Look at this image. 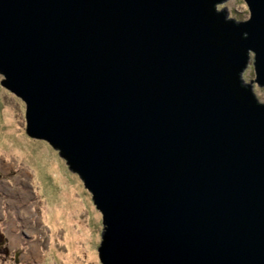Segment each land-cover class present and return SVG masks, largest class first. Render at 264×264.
I'll return each mask as SVG.
<instances>
[{"label":"water","instance_id":"95a60500","mask_svg":"<svg viewBox=\"0 0 264 264\" xmlns=\"http://www.w3.org/2000/svg\"><path fill=\"white\" fill-rule=\"evenodd\" d=\"M221 1L0 0V83L90 191L102 264H264V0Z\"/></svg>","mask_w":264,"mask_h":264},{"label":"rangeland","instance_id":"374dc122","mask_svg":"<svg viewBox=\"0 0 264 264\" xmlns=\"http://www.w3.org/2000/svg\"><path fill=\"white\" fill-rule=\"evenodd\" d=\"M224 6L226 18L249 17L244 0H223L215 10ZM247 53L240 77L263 102ZM101 230V212L80 176L49 142L26 132L24 101L0 83V264H102Z\"/></svg>","mask_w":264,"mask_h":264},{"label":"trees","instance_id":"16d2710c","mask_svg":"<svg viewBox=\"0 0 264 264\" xmlns=\"http://www.w3.org/2000/svg\"><path fill=\"white\" fill-rule=\"evenodd\" d=\"M217 3H218V2H214V6H216Z\"/></svg>","mask_w":264,"mask_h":264}]
</instances>
